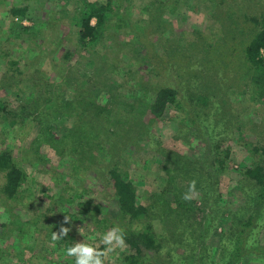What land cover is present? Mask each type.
<instances>
[{
  "label": "rangeland",
  "instance_id": "1",
  "mask_svg": "<svg viewBox=\"0 0 264 264\" xmlns=\"http://www.w3.org/2000/svg\"><path fill=\"white\" fill-rule=\"evenodd\" d=\"M97 1L109 2L87 0L89 3ZM116 1L120 3L119 15L126 24H122L120 32L112 33L107 39L99 36L92 45H83L80 37L73 32L78 21L66 15L69 13L66 10L71 11L76 7L73 1L29 0L25 12L22 9L24 13L16 15L12 8L21 0H0V101H6L8 108L0 119V156L12 151L23 173L18 192L21 197L9 204H4L6 199L1 191L7 183V171L0 174V264H74L72 258L65 256L64 249L84 239L103 250L101 237L110 228L101 229L91 219L80 215L79 203L91 201V209L97 205L104 206L106 209L101 207L100 219L119 213L113 188L116 179L109 172L108 164L109 159H114L110 153L116 144L123 160V164L117 168L118 174L135 188L138 204L147 207L158 234L164 231L161 218L168 210L171 218L166 226L171 224L173 228H167L166 234L183 229L187 231L188 238L197 236L195 230L191 233L194 223L202 222L201 226L205 227V244L182 237L184 245L188 241L190 243L183 247L173 245L171 238H168L166 241L170 242L162 244L156 252L149 251V257L156 255L165 264H200L199 255L204 254L209 264H214L212 260L216 258V250L221 248L220 242H228V228L234 220L238 222L236 218L247 209L262 212L258 220L251 223L247 241L249 249L252 245L255 248L258 246L259 253L243 252L236 264H264V200L258 207L254 205L255 198L261 199L256 187L258 184L246 174L248 169L264 168V93L259 90L256 93L253 84L245 87L244 92L236 90V85L242 84L239 80L246 69L239 63L227 68L228 51L217 46L218 38L227 40L230 46L240 44L245 36L252 38L255 28L253 19L264 17V0H208L209 3H204V0H163L170 2V8L163 12L159 23H154L149 37L141 39L146 42L143 44L145 47L140 43L135 45L134 36L140 27L139 20L148 19L146 7L152 4V0ZM96 22L92 18L91 24L95 25ZM155 33L161 34H158L160 39ZM6 38L11 43L4 44ZM105 41L109 45H104ZM122 44L135 45V52L124 50ZM42 46L49 48V51L47 57L39 58L36 51ZM66 52L71 54L64 55ZM52 54L55 58L48 61ZM242 56L244 58L242 54L240 58ZM107 57L120 58L121 62L116 63L118 68L107 64ZM135 57L140 60L137 61ZM45 59L47 62L44 64ZM12 61L18 63L12 66ZM60 67L65 71L60 73ZM72 67L74 70L70 72ZM16 69L21 72L14 79L18 82L17 86L6 82V78ZM42 69L45 75L51 77L52 83L59 84V88L66 82L70 83V80H79L80 72L93 82L103 75L108 76L109 84H116L119 92L115 98L120 97L122 104L107 105L104 101L107 95L95 98V102L104 108L102 113L107 118L101 136H97L102 140V131L113 129L118 118V126L131 127L130 132L122 129L124 132H120L113 143V137L107 139L104 142L107 148L102 152L96 148L94 138L89 146L82 142L80 146L92 153L90 157L72 152L70 145L65 147V153H58L56 141L61 136L55 134L52 140L48 139L49 124L71 128L75 121L66 118L67 115L62 117L69 113L68 105L55 106L58 110L64 109L60 113L43 100L51 96L54 100L63 94L71 103L77 91L72 85L73 88L64 86L60 88L61 92L51 94L43 87L33 85ZM132 70L136 74L127 77V73H134ZM191 73L195 74L200 85L185 79L188 75L193 76ZM140 78L146 82L149 90L152 85L156 84L158 88L163 83L176 90L177 102L181 105L177 107L173 103V106H167L169 102H165V98L161 105L153 107L158 100L153 87V91L145 95L137 93L138 88L134 90ZM222 83L231 86L229 94L218 92L219 86H224ZM28 86L31 87L25 88ZM183 86L193 87V91L184 92ZM225 88L228 90V87ZM107 89V86L99 88L97 92ZM18 93L26 94L29 102L19 101ZM132 93L140 96L139 99L125 97ZM34 98L39 99L38 103L25 112L22 108L29 107ZM118 107L129 113L121 110L123 114L119 116ZM16 111L18 116H13ZM130 112L137 113V119L126 125L133 120L128 115ZM56 115L61 118L57 119ZM19 116L25 117V123H19L21 119H16ZM15 122L17 126H14ZM81 133L72 134L69 140L78 143ZM217 151L220 155L215 158ZM174 160L182 161L184 167L174 165L177 172L169 178L168 164ZM74 163L78 164V169L74 168ZM201 166L203 169H214L215 177L211 178L210 186L219 184L218 193L223 195L216 205L204 208L201 206L204 193L196 183L192 200L197 199L196 205L203 210L193 218L188 215L190 212L172 209V206L177 207L175 196L170 191L167 194L164 192L177 183L184 194L189 183L197 179L196 170H200ZM215 198L218 199L217 196ZM208 200L209 204H213L214 196H208ZM249 201L251 204H248ZM74 214L78 220L74 219ZM65 216L71 218L70 224L64 225L70 227L71 231L62 240L53 241L52 233L59 231ZM2 224H11L12 227L3 229ZM82 227L84 236L79 232ZM19 228L24 230L20 236ZM176 242L181 243L177 239ZM28 245L31 249L27 248ZM127 254L135 255L136 251L126 242L122 249L108 254L105 264H128ZM222 255L223 250L219 258ZM229 256V253H225V257ZM151 262L158 263L155 260Z\"/></svg>",
  "mask_w": 264,
  "mask_h": 264
},
{
  "label": "trees",
  "instance_id": "2",
  "mask_svg": "<svg viewBox=\"0 0 264 264\" xmlns=\"http://www.w3.org/2000/svg\"><path fill=\"white\" fill-rule=\"evenodd\" d=\"M29 0H21L20 3L16 4L14 6V8H12L13 12L16 15H19L21 13H24L26 8H27V3ZM73 1V4L76 6L73 8V10L69 11L66 10V14L67 16L70 17V19L78 21L77 24H75L76 29L73 30L74 33H76L77 36L80 37V40L82 42L83 45L87 44V45H92V43L94 42V40L101 36L103 39H107L108 37H110V35H112V33L114 34V32H120V29L123 27L122 24H126L125 20L123 18L120 17L119 15V1L115 2V0H109V2L105 3H101L99 1L97 2H87V0H71ZM176 1V0H173ZM203 1V0H202ZM115 2V3H114ZM146 2V1H145ZM204 3L208 2V0H204ZM147 5V4H146ZM168 8H170V2L169 1H164L163 0H158V3L156 0H152V4H150V6L146 7V12L149 14L148 19H142L139 20L140 23V27L137 29L136 31V35L134 36V42L135 45H138L139 43L145 47L143 44L146 42L141 40V39H145L148 38L149 33L152 31V28L155 27L154 23H159V21L162 19L163 16V12L165 10H167ZM22 9H24V12H22ZM157 10V11H156ZM92 18H95L97 20L96 24L93 25L91 24V20ZM253 22L255 24V28H253L252 31V38H249L247 36H245V40L243 42H241L240 44H236L233 46L229 45V42L227 40H223L221 38L217 39V46H219V48L223 51H228L226 52V55H229V59L226 62V67L229 68L231 65H233L234 63L238 64V65H242L243 67H245V72L244 74L240 77L241 80H239V82H241L242 84L240 85H236V90L238 89V91H242L244 92L245 87L247 86H251L253 84V88L254 91H256V93L259 91L264 93V17L261 18H257L255 17L253 19ZM158 28H161V26H159ZM140 31V32H139ZM71 33V29L69 31V34ZM68 34V35H69ZM116 34V33H115ZM160 33H155L154 35H157L158 38L160 39ZM139 41V42H138ZM4 44H8L11 43V40H9L8 38L5 39V42H3ZM108 42L105 41L104 45H109L107 44ZM149 43V40H148ZM114 45V44H113ZM112 45V47H113ZM123 47L125 48L124 50H133V47L135 45H130V44H122ZM43 47V46H42ZM31 48V47H30ZM136 49V48H135ZM54 50V49H53ZM33 51V49H32ZM49 48H39L36 52H37V56H40L39 58H44L47 57ZM134 51V50H133ZM53 51H51L52 53ZM135 52V51H134ZM50 53V52H49ZM68 56L71 54H69V52H66V54ZM244 55V58L242 56V58H240V56ZM51 55V54H49ZM73 56V53H72ZM38 58V59H39ZM55 58L52 54V56L48 57L47 60L51 61V59ZM104 58L105 55H104ZM108 58V57H107ZM137 61H139V57H135ZM239 58V59H238ZM109 61L107 62V64H109L111 67H116L118 68V65H116V63L121 62L120 58H108ZM47 60L45 59V61L43 62L45 64V62H47ZM56 60V59H55ZM54 60V61H55ZM245 60V61H244ZM22 61V59H21ZM18 61H12L11 65L13 66L14 64H17ZM42 64V67L43 65ZM128 66V65H127ZM74 67H72L71 69H69L70 72H72L74 69ZM158 68V67H157ZM159 69V68H158ZM157 69V70H158ZM64 69H62L60 67V73L63 72ZM40 71V69H39ZM65 71V70H64ZM133 71V70H132ZM167 71V70H166ZM67 72V71H66ZM134 73H127V77L131 76V75H135L136 72L133 71ZM20 70H14L13 72H11L10 76H8L6 78V82L8 83H14V85L17 86L18 82L15 81L14 79L16 77H19L20 74ZM40 76L38 79H36L33 82V85L35 86H39V87H43L45 89L46 92L48 93H56L57 92H61L60 88H63L64 86H66L67 88L70 86V88L73 86L74 89H76L77 93L76 95L73 97V101L70 103L71 100H66L65 95H59L57 96L54 100L51 97H49V99L43 100V102H48L49 105H51V108H55V106H59V105H68L69 107V113L63 114L62 117L65 116L66 118L70 117L72 119V121L74 122L73 126L71 128L65 127V128H61L60 126L57 127V125L55 126L54 124H49L51 125V127L49 128L48 131V139L52 140L55 137V134H60L61 138L60 140L56 141L58 144V153L62 154L65 153L64 150H66L67 148H65L66 146L70 145L71 146V150H73L72 152L75 153H84L85 156L90 157V155L92 154L88 149L85 151V148H82L81 143L84 142L86 143L85 145H88L90 143H92V141L96 140L94 142V144H96V148L99 149L101 152L104 151V148L106 149L107 147L104 146V142L107 139H111L113 137V139L111 140V143H113V141L115 140V137L119 135L120 132H124L123 130H126L127 132H130L129 130H131V127L125 128V127H120L118 126L119 123V118L115 121V127L113 129L111 128H107V131L103 132L102 131V135L104 136L102 140H100L99 136H97V134H99L101 136V130H104V128L106 127L104 125V122L107 120V118H105L104 114L102 113V111H104V108L101 107L100 105L97 104V102H95V98H100V97H106V100H104L107 105H114L115 103H121L120 102V97L119 99H116L115 97L118 95L116 94L118 91L116 84H109V78L108 76L105 75H101V78L97 79L96 81H92L90 79H88L87 77H85L84 73L82 74L81 72L79 73L81 75V78L77 81L74 82V80H70L66 83H64V86H61L59 88V84H55L52 83L51 81V77L49 75H45L43 73V69L40 72ZM190 73V72H189ZM43 74V76H42ZM193 74V76L188 75L187 77H185V79L187 81H193L198 83V79H195V74ZM185 76V74H184ZM166 78H168L166 76ZM150 81V77L148 78ZM169 79V78H168ZM14 81V82H12ZM111 83V82H110ZM223 84V83H222ZM73 85V86H72ZM200 85V84H199ZM224 86H219L218 92L220 93H224V95L229 94L230 90H232L231 86H225V84H223ZM234 85V84H232ZM108 87V89L105 92H97V89H101L104 87ZM137 87H135V91L138 88L139 90L136 91L137 93L142 92L144 93H150L151 91H153V88L157 91V101L155 102V104L153 105L156 106V104L161 105L165 98L167 99L165 102H169L167 103V106H180L181 104L177 102V93L176 90H173L169 87L166 86V84H160V86L157 88L156 84L154 85H150L151 88L149 90V88L147 87L148 85H146V82L144 80H142V78H140V81L137 82L136 84ZM147 88H146V87ZM255 86H257V88L255 89ZM31 86L25 87V88H30ZM145 87V88H144ZM153 87V88H152ZM182 87V86H181ZM228 87V90L225 88ZM249 88V87H248ZM144 89H146V91L144 92ZM117 90V91H116ZM193 91V87L190 86H183V90L182 91ZM251 90V89H250ZM145 95V94H144ZM121 96V93L120 95ZM133 97L136 98L137 100L139 99L140 96H138L136 93H132V94H128L125 97ZM191 96V95H190ZM17 99L22 100L23 102H29L27 101V95L26 94H17ZM27 97V98H26ZM122 97V98H125ZM39 99H33V101L31 102V105L26 106L25 108H22L23 110H26L25 112H27L32 106L35 107V105L38 103ZM119 100V101H117ZM61 102V103H59ZM174 103V104H173ZM122 104V103H121ZM173 104V105H172ZM6 101H0V119L2 118L3 113L8 109H6ZM48 106V105H46ZM116 106V105H115ZM117 108V107H115ZM21 109V108H19ZM121 110L123 113H129L125 110H123L122 108L118 107V115H122L123 113H121ZM55 111L63 113L64 109H56ZM13 112V111H12ZM24 112V113H25ZM18 112L16 111L15 114H13V116H18L17 114ZM204 113V112H203ZM29 115V113H28ZM129 117L133 120H131L130 122L126 123L127 124H131L135 119H137V113L134 114L133 112H130V114H128ZM27 116V115H26ZM8 117V115H7ZM57 119H60L61 117H57ZM66 118H63V120H65ZM16 119H21L18 120L19 123L23 124L25 123V117L24 116H19ZM106 119V120H105ZM58 123V122H57ZM56 123V124H57ZM61 123V122H60ZM17 122H15L14 126L16 125ZM59 124V123H58ZM256 124V123H255ZM53 125V126H52ZM257 125V124H256ZM63 127V125H62ZM88 129V130H86ZM77 132H82L80 137H79V141L77 143L76 140H74V142H71L69 139L71 138L72 134H76ZM117 134V135H116ZM116 137V139H117ZM94 138V140H93ZM36 141L38 139H35ZM100 140V141H99ZM99 141V143H98ZM97 142V143H96ZM39 143V142H38ZM56 145V147H57ZM251 146V145H249ZM116 147V148H114ZM112 148V152L110 153V155L114 158V159H109V167L110 170L109 172L111 173V175L116 179L115 183L113 185V188L115 189V193H116V198L118 201V214L113 215L112 217L109 216H105L102 217L101 219L99 217V214L101 213V207L104 208V206L102 205H97L95 206L93 209H91V201H87L85 200L82 203H79V207H81V209H79V213L80 215H82L83 217H87L89 219L92 220L93 223H95L96 225H98L101 229L102 228H111L113 226L119 225L123 230H124V235H125V241L127 242V244H129L131 246L132 249H135L136 254L134 255H126V262L128 264H165L163 260H160V257L158 258V256H152L149 257L148 252L152 251L156 252L157 250H159L162 246V244L168 243V242H173V245H182L187 246L186 244H190L189 241L194 242H200L205 244L206 243V238L207 236H204V229L205 227L201 226V224H203L202 222H197L194 223V227L192 226V232H194L197 234V236H192V237H188L186 236L187 231H183V229L180 231L178 228H176L177 230H179V232H172V234H166L167 232V228H173L170 225H167V222L170 220V215L171 212L168 210L166 212H164L162 218H161V222L163 221L164 224V231H162L160 234H158L154 228H153V218H151V214L149 213L147 207H145V205L142 204H138L137 198H136V190L135 188L132 186V184L130 182H125L124 180H122V178L119 176L120 173L118 166L123 164V160H122V156H121V152L118 149L117 144ZM95 148V147H93ZM91 148V149H93ZM90 149V150H91ZM38 152V151H35ZM120 154V156H119ZM220 152H216L215 154V158L219 157ZM170 163V162H169ZM168 164V163H167ZM76 165H78L77 163H74V168H76ZM174 165H176L178 168L184 167L183 166V162L182 161H177L175 162V160L168 164V169H167V175L170 177H172L173 175H175L174 173L177 172L175 171L176 168H174ZM224 168V165L222 166V169ZM250 169L246 170V174H248L252 180L255 181L256 187L258 189V195L261 197L260 200H258V198H255L253 200L254 205L257 204V207L260 205L261 201L264 200V168L263 167H259V169H255L257 170L256 173L255 170H251ZM7 171V183L5 186H3L2 188V197L6 199V201H3L2 198L1 200L4 202V204H9V202L17 199V197H21V195L18 193L20 190V185H21V176H23V173L21 171V169L19 170L18 165L16 163V158L13 155V152H4L3 154H1L0 156V174L3 172ZM214 169L208 170V169H203V167L201 166L200 170H196V176L197 179L196 183L199 186L200 191H203L202 193H204V196L202 197L201 201V206L206 208L211 206V205H216V201L220 199V197L223 195L222 193H218L219 189V184L217 185V183L215 184V186L211 187L210 185V181L212 177L214 176ZM201 178V180H200ZM170 181L172 182V179H170ZM174 181H175V177H174ZM196 184V185H197ZM172 192V194H174L175 196V202L177 203V207H171L172 209H177L178 212L185 210L188 213L189 216H192L194 218V215H197L198 213H200L203 208L200 206H197V199L194 200H190V201H186L184 199H182L183 196V189H181L180 186L176 184H172L168 190H166V192H164V194H167L168 192ZM216 192L219 195H216ZM19 194V195H18ZM213 195L214 196V201L213 204H209L210 200H208V196ZM215 196L218 197V199L215 198ZM2 202V203H3ZM248 204H251L250 201ZM14 206V205H13ZM190 206V207H189ZM212 207V206H211ZM106 209V208H104ZM169 209V206L168 208ZM166 209V210H167ZM245 209V208H244ZM240 210L236 211V214H238ZM262 213L261 211L255 212V210H247L245 209L236 219L238 222H236L235 220L233 221V223L230 225V227L228 228L230 233L228 236V242L227 240L225 241H221V248H218L215 252V256L216 258H213V262L214 264H218L220 262V264H236V261L238 259H240V257H242L244 254L243 252H247V253H252V254H258V246L255 248L253 245L250 247H248V239L250 238L249 236V228L251 226V223H253L255 220H258V215ZM76 214L72 215L74 217L75 220H78V217H75ZM264 216H262L263 218ZM86 219V218H85ZM80 220L82 221V218L80 217ZM2 226H4L3 229L8 228L10 229L12 227L11 224H2ZM177 227V226H174ZM197 229V230H196ZM227 229V230H228ZM19 233V236L21 235V232L24 231L23 229H18L17 230ZM183 231V232H182ZM190 233V235H191ZM166 234V235H165ZM185 238L186 240H189L188 242H186V244L184 245L185 241H183L181 238ZM171 238L170 241H166V239ZM173 238V239H172ZM178 240L181 243H175V240ZM19 242V240H18ZM17 242V243H18ZM16 244V243H15ZM26 247V246H25ZM207 247V246H206ZM28 249H31L29 247V245L27 246ZM222 250H223V255L219 258V256L222 254ZM33 251V249H32ZM186 251V250H185ZM2 252V249L0 248V253ZM202 252H205V250H202ZM225 253H229L230 256L229 257H225ZM184 254V252L180 255V257H182V255ZM218 254V257L217 255ZM151 259V261L155 260L158 261V263L154 262L152 263L151 261H149ZM199 261L200 264H209V260H207V257L202 254L201 256L199 255ZM228 259V260H227ZM198 260H194V262H196ZM0 262H2V259L0 258ZM222 262V263H221Z\"/></svg>",
  "mask_w": 264,
  "mask_h": 264
},
{
  "label": "clouds",
  "instance_id": "3",
  "mask_svg": "<svg viewBox=\"0 0 264 264\" xmlns=\"http://www.w3.org/2000/svg\"><path fill=\"white\" fill-rule=\"evenodd\" d=\"M196 193V181L193 180L189 183L188 190L183 194L182 199L190 201ZM71 218L65 216L59 231L52 233V240H62L71 231L70 227L64 225L70 224ZM83 228L79 232L84 236ZM101 243L104 248H100L88 243L85 239L78 241L64 249V254L68 258L74 260V264H105L106 258L109 253L122 249L125 246L124 230L119 226H113L108 229L101 237Z\"/></svg>",
  "mask_w": 264,
  "mask_h": 264
}]
</instances>
